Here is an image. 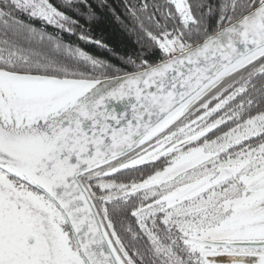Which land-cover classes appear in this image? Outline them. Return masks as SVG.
<instances>
[{
	"label": "snow or ice",
	"instance_id": "1",
	"mask_svg": "<svg viewBox=\"0 0 264 264\" xmlns=\"http://www.w3.org/2000/svg\"><path fill=\"white\" fill-rule=\"evenodd\" d=\"M120 5L0 0V264H264V0Z\"/></svg>",
	"mask_w": 264,
	"mask_h": 264
},
{
	"label": "trees",
	"instance_id": "2",
	"mask_svg": "<svg viewBox=\"0 0 264 264\" xmlns=\"http://www.w3.org/2000/svg\"><path fill=\"white\" fill-rule=\"evenodd\" d=\"M99 4L100 0H93ZM109 8L98 7L94 19H90L83 12L80 13L84 18L80 20L81 30L87 33L93 40H100L106 48H101L91 42L78 40L76 36L65 35V43H72L74 46H79L90 54H93L98 59H104L110 63L119 66L122 58L134 55L138 52L135 37L123 30L121 25L114 19L110 8H117L119 12H123L120 5V0H106ZM112 74V73H110ZM119 75V73H116ZM135 227V222L130 219L126 222ZM119 229V225H117Z\"/></svg>",
	"mask_w": 264,
	"mask_h": 264
},
{
	"label": "flooded vegetation",
	"instance_id": "3",
	"mask_svg": "<svg viewBox=\"0 0 264 264\" xmlns=\"http://www.w3.org/2000/svg\"><path fill=\"white\" fill-rule=\"evenodd\" d=\"M137 175L136 172L134 171H126L124 176L121 177V179H130V178H134ZM218 260L222 261L223 264H226V261H223V259H227V257H218Z\"/></svg>",
	"mask_w": 264,
	"mask_h": 264
},
{
	"label": "water",
	"instance_id": "4",
	"mask_svg": "<svg viewBox=\"0 0 264 264\" xmlns=\"http://www.w3.org/2000/svg\"><path fill=\"white\" fill-rule=\"evenodd\" d=\"M228 259V258H227ZM227 259H223V261H226L227 262ZM227 264V263H226Z\"/></svg>",
	"mask_w": 264,
	"mask_h": 264
}]
</instances>
